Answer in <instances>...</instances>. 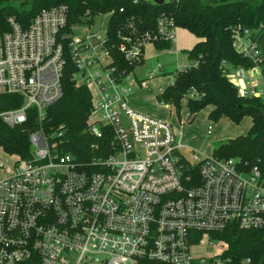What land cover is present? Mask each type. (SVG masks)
Returning <instances> with one entry per match:
<instances>
[{
	"label": "built area",
	"instance_id": "1",
	"mask_svg": "<svg viewBox=\"0 0 264 264\" xmlns=\"http://www.w3.org/2000/svg\"><path fill=\"white\" fill-rule=\"evenodd\" d=\"M67 19L64 4L41 10L26 28L9 17L10 30L0 39V93L20 94L24 103L0 111L6 125L25 123L32 107L42 120L61 98L66 36L61 30ZM129 22L120 32L119 49L135 62L144 57L147 42H172L179 28L164 13L153 32L140 33ZM90 28L81 26V33L71 35L70 52L75 77H82L78 83L95 85L99 96L91 114L98 117H90L88 131L101 137V127L110 126L113 153L96 160L94 170L64 150L62 132L32 130L31 157L15 155L12 173L0 176V264H255L250 257L226 255L228 245L220 238L226 246L220 255L197 257L191 249L231 224L264 235L261 170L235 157L188 159L169 121L129 104V88H117L113 68L91 71L102 56L109 63L112 58L106 31L95 35ZM233 45L263 70L264 54L248 30H236ZM238 68V80L232 81L240 95L264 97V89L249 86L244 67ZM212 130L210 125L208 133Z\"/></svg>",
	"mask_w": 264,
	"mask_h": 264
},
{
	"label": "trees",
	"instance_id": "2",
	"mask_svg": "<svg viewBox=\"0 0 264 264\" xmlns=\"http://www.w3.org/2000/svg\"><path fill=\"white\" fill-rule=\"evenodd\" d=\"M61 4L68 7L67 23L61 30V34L66 35L61 37L65 58L63 94L47 108L42 120L34 107L28 110L27 121L23 124L11 127L0 119V147L6 153L30 158L29 133L41 126L49 135L62 132L60 138L64 150L73 152L84 166L97 170L95 161L113 153L114 132L110 126L101 127V137L88 131L94 108L93 94L88 85L78 83L75 77L78 68L71 56L70 37L81 26L92 27L98 16L110 14L106 25V46L112 60L106 67L114 69L113 75L120 82L144 61V57L139 62L125 58L119 49L120 32H126L131 20L132 28L138 32H153L158 17L164 13L198 40L191 49L183 50L191 65L176 71L173 83L157 95L158 101L179 110L181 100L186 99L187 116L191 121L208 106L211 107L209 118L212 121L227 117L233 123H239L249 116V131L221 143L212 155L238 158L248 168L258 166L264 175V97L240 95L238 87L228 76L230 67L255 66L249 57L237 51L233 40L236 30L241 33L248 30L250 37L257 42L264 32V0H164L162 3L154 0H0V38L10 30L9 17H14L26 28L41 10ZM152 43L157 50H165L172 42L156 39ZM23 103L20 94L0 93V111ZM194 177L197 180L196 174ZM213 234L227 243L226 255L236 260L250 257L255 264H264V235L260 231L231 224ZM139 264L162 263L142 260Z\"/></svg>",
	"mask_w": 264,
	"mask_h": 264
},
{
	"label": "rangeland",
	"instance_id": "3",
	"mask_svg": "<svg viewBox=\"0 0 264 264\" xmlns=\"http://www.w3.org/2000/svg\"><path fill=\"white\" fill-rule=\"evenodd\" d=\"M109 16L110 14L98 16L94 25L90 28V32L101 36L105 34ZM78 32L81 33L80 30ZM193 40L194 35L187 29L180 27L177 30L175 40L172 41L171 47L167 50H157L152 42H147L144 45L143 63L139 64L133 72L124 76L117 85L118 89L129 88V91L125 94L127 100L136 99L141 102L142 106L145 105V109L137 108V110L171 123L176 138H182V150L190 160H193L195 155L201 158L212 156L214 149L221 143L237 135L246 134L251 127L249 116H245L239 123H233L227 117L212 121L209 118L211 110L209 106L199 111L196 118L191 121L187 116L186 99L181 100L179 110L173 105L169 106L158 101L157 93L163 89L161 85L174 78L178 70L177 64L189 63L182 50L191 47ZM109 61L108 57L102 56L101 63L96 64L91 71L103 72V66L108 64ZM76 78L81 82L82 77L80 74H77ZM90 90L93 94L94 106L97 107L99 97L97 88L95 85H91ZM96 117H98V114L91 116V121H94ZM210 125L213 126V130L208 133ZM16 159L17 156L6 153L0 147V163L6 167V170H0V176L12 173ZM211 242L212 245H210ZM225 248V244L219 241L216 234H209L202 238L197 246H193L191 252L197 257L217 256L222 254Z\"/></svg>",
	"mask_w": 264,
	"mask_h": 264
},
{
	"label": "crops",
	"instance_id": "4",
	"mask_svg": "<svg viewBox=\"0 0 264 264\" xmlns=\"http://www.w3.org/2000/svg\"><path fill=\"white\" fill-rule=\"evenodd\" d=\"M197 40L198 39L194 36L193 45L197 42ZM257 43H258L260 49L262 50V52L264 53V32L260 34V36H259V38L257 40ZM193 45L191 47H189L188 49H191L193 47ZM165 50H167V49H165ZM183 50H185V49H183ZM184 54L187 57V54L186 53H184ZM187 60L189 61L188 57H187ZM244 70H245V80L249 81V84H248L249 86H255L258 89H261V88L264 89V71L261 68L254 66V67H251V68H244ZM228 76H229V78L231 80L236 82L238 80V77H239V68L238 67H230L229 70H228ZM173 81H174V78H171V79L167 80L165 83H163L164 85L163 84L161 85V88L164 89L167 85L173 83ZM163 89H161V91H159L157 93V95L160 92H162ZM128 102L135 109H137V108L145 109V105L142 106V104H141V102L139 100L132 99V100H128ZM166 105L170 106V104H166Z\"/></svg>",
	"mask_w": 264,
	"mask_h": 264
},
{
	"label": "water",
	"instance_id": "5",
	"mask_svg": "<svg viewBox=\"0 0 264 264\" xmlns=\"http://www.w3.org/2000/svg\"><path fill=\"white\" fill-rule=\"evenodd\" d=\"M155 2H159V3H162L164 2V0H154Z\"/></svg>",
	"mask_w": 264,
	"mask_h": 264
}]
</instances>
